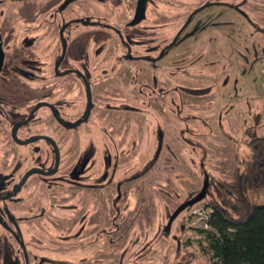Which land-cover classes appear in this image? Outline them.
Returning <instances> with one entry per match:
<instances>
[{"label": "flooded vegetation", "instance_id": "1", "mask_svg": "<svg viewBox=\"0 0 264 264\" xmlns=\"http://www.w3.org/2000/svg\"><path fill=\"white\" fill-rule=\"evenodd\" d=\"M147 1L50 0L44 19L18 23L4 15L0 1V227L26 253L27 242L43 245L38 250H48L52 264H90L89 251L83 246L96 253L99 245L111 248L130 236L133 186L145 182L149 172L120 170L145 144L147 111L133 105L140 97L134 90L136 79L152 89L149 101L141 104L152 111L154 107L159 111L156 96L165 100L175 91L173 109L166 102L168 119L174 123H179L183 98H204L199 110L209 111V78L203 81L196 75L195 63L188 62L191 58L186 59L188 52H184L193 36L183 34L194 17L173 36L150 38V23H168L171 15L156 11L149 20ZM180 16H173V23ZM27 22L30 25L25 27ZM88 41L92 44L86 46ZM19 61H33L38 68L29 69V78L21 77ZM121 74L125 78L120 79ZM11 83L26 87L27 98L12 101ZM161 83L173 88L155 95L163 92ZM204 86L205 95L200 89ZM11 110L14 116L22 111L26 115L9 120L6 114ZM158 128L157 150L177 144L178 131L173 129L178 130V124L163 121ZM165 132L172 138L165 140ZM103 142L104 155L99 151ZM25 148L31 157L20 153ZM158 161L159 157L154 165ZM34 169L40 173L20 186ZM23 194L26 197L20 198ZM28 200L30 206L19 211L17 206L29 205ZM15 212L23 215L17 218ZM99 255H94V263ZM33 261L47 262L39 251Z\"/></svg>", "mask_w": 264, "mask_h": 264}, {"label": "rangeland", "instance_id": "2", "mask_svg": "<svg viewBox=\"0 0 264 264\" xmlns=\"http://www.w3.org/2000/svg\"><path fill=\"white\" fill-rule=\"evenodd\" d=\"M0 1L1 8L5 10L4 15H10L8 17L18 23L28 19H42L47 15L45 7L50 0ZM203 6L205 7L197 12ZM58 7L59 5L56 8ZM147 7L149 20L154 19L156 11L171 15L168 23H150V38L162 34L173 36L189 21L190 16L194 17L183 34L185 37L193 36L184 45V52H188L186 59L191 58L188 62L195 63L193 68L196 69V75L203 78V81L209 78V96L206 98L209 111L205 113L204 110H199L203 107L200 106V101L204 102V98L192 101L183 98L181 111L177 113L180 117L179 123H174L173 118L168 119V106L171 104L172 109L174 106L175 91H171L173 86L170 90L161 83L160 89L163 92L155 95L166 94L169 90L172 93L165 100L156 96L154 103L159 111L155 107V111H152L151 107L141 105L142 100L149 101L148 93L152 89L139 84L136 81L139 79L135 80L137 85L134 82V90L140 97L133 105L147 111L144 114L147 120L143 124L146 131L145 144L139 145L141 147L120 170L124 172L128 167L134 172L142 169L149 172L145 182L135 183L133 186L130 199L133 202V228L130 236L111 248L99 245L96 253L92 247L89 249L88 246H83L89 251L90 264H176L178 250H196V247H186V241L193 234L186 230L182 233L181 227H204L200 214L192 213L214 198V184L224 179L222 172L229 173L236 167H242L248 159L250 151L246 145L245 131L255 126L258 134L264 135V0H148ZM53 13L56 14L55 10ZM176 15H181L179 22L173 23V16ZM29 25L27 22L25 27ZM89 44L92 43L88 41L86 46ZM19 63L21 77L29 78V69L38 68L33 61ZM83 72L89 76L87 70ZM123 74L119 75L120 79L125 78ZM101 77L110 78L109 75ZM25 88L11 83L8 89L9 98L14 100V97L20 96L22 100L26 99L28 90ZM200 89L205 95L206 87ZM181 91L184 92L185 89L181 88ZM193 106L196 107L193 109ZM10 112L11 114H6L9 120H18L26 115V111L16 116L13 115V110ZM257 117L260 118L259 126L256 123ZM163 121H170L171 126L175 127L178 124V130L173 129L178 134L177 144L171 148L167 146L160 152L157 150V137L154 134ZM168 138H172V135L165 132V140ZM100 147L102 150L99 151L103 154L104 142ZM29 151L25 148L20 153L31 157ZM121 153L124 154L125 151ZM157 157L159 161L154 165ZM206 178H209L207 197L192 209L183 212L168 230L173 212L196 190L203 187ZM24 197V194L20 196ZM250 198L257 204L264 205V191H253ZM31 201L28 200L27 204H31ZM30 204L19 205L17 208L22 212ZM15 213L17 218L23 215L20 212ZM0 234L5 248L2 264H34L33 255L38 251L43 260L47 261L46 264H52L49 251L44 248V251L38 250V246L42 248L43 245L27 242L26 253L6 229L0 227ZM98 252L100 255L94 263V255ZM81 255H86V252ZM207 263V259L201 257L191 264Z\"/></svg>", "mask_w": 264, "mask_h": 264}, {"label": "trees", "instance_id": "3", "mask_svg": "<svg viewBox=\"0 0 264 264\" xmlns=\"http://www.w3.org/2000/svg\"><path fill=\"white\" fill-rule=\"evenodd\" d=\"M256 123L260 125L259 117ZM245 135L248 159L242 167L222 172L224 179L214 184L215 196L207 204L211 210L208 229L181 227L182 233L193 234L186 247L196 250H178L176 264H191L201 257L207 264H264V205L250 198L253 191H264V135L255 126ZM4 255L0 235V264Z\"/></svg>", "mask_w": 264, "mask_h": 264}, {"label": "water", "instance_id": "4", "mask_svg": "<svg viewBox=\"0 0 264 264\" xmlns=\"http://www.w3.org/2000/svg\"><path fill=\"white\" fill-rule=\"evenodd\" d=\"M141 8H142V9H141L142 12H144V3H143V2H142V7H141ZM135 23H137V21H135ZM88 90L90 91L89 87H88ZM20 125H22V124H19L16 128H18ZM16 128H15V129H16ZM15 133H16V132H15ZM15 133H14V136L16 137V134H15ZM16 139H17V137H16ZM35 173H40V171L37 170V169H34V170L30 171V172L25 176V178H24L23 181L21 182L20 186L23 185V184L25 183V181H26L30 176L34 175ZM208 187H209V179L206 178V181H205L204 187H203V189L200 191V193H199L196 197H194L193 199H191L190 201H188V202L182 204V205H181V206H180V207H179V208L173 213V215L171 216V218H170V220H169V224H168V228H169V229L171 228L173 222L178 218V216H179L182 212H184V211H185L187 208H189V207H192V206H195V205L199 204L200 202H202V201L205 199V197H206V195H207Z\"/></svg>", "mask_w": 264, "mask_h": 264}, {"label": "built area", "instance_id": "5", "mask_svg": "<svg viewBox=\"0 0 264 264\" xmlns=\"http://www.w3.org/2000/svg\"><path fill=\"white\" fill-rule=\"evenodd\" d=\"M197 213L200 214V216L202 217V220L204 221V227L203 228H206L208 229V221L210 219V214H211V210L210 208L205 205L203 206L202 208H200L199 210H196L192 213V215H196ZM191 216L188 217V219H190Z\"/></svg>", "mask_w": 264, "mask_h": 264}]
</instances>
